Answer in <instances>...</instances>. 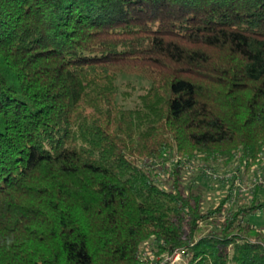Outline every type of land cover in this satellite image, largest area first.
<instances>
[{"label":"trees","instance_id":"16d2710c","mask_svg":"<svg viewBox=\"0 0 264 264\" xmlns=\"http://www.w3.org/2000/svg\"><path fill=\"white\" fill-rule=\"evenodd\" d=\"M197 155H264V0H0V264H264L261 187L204 210L158 183Z\"/></svg>","mask_w":264,"mask_h":264},{"label":"rangeland","instance_id":"374dc122","mask_svg":"<svg viewBox=\"0 0 264 264\" xmlns=\"http://www.w3.org/2000/svg\"><path fill=\"white\" fill-rule=\"evenodd\" d=\"M117 85V103L123 109L133 111L139 108V96L149 86V80L135 75L127 67V71L119 75ZM201 156H193L192 159L182 161L178 160L179 157H174L164 162V165L161 162L160 166H164V168H157L158 183L163 188H167L171 183L169 176L174 169L178 170L180 189L198 194L205 210L216 206L225 198L229 199L228 203L232 206L247 205L255 189L261 187L258 181H264V155L259 161L249 162L248 165H243L240 168H236L235 164L227 165L222 160L214 163L209 162L202 159ZM178 162L180 164L177 166ZM154 163L159 166L157 161ZM261 191L258 194L260 198L264 194L262 187ZM250 221L259 227H264V209L255 211L251 215ZM151 248L152 243H145L141 248L140 256L154 261L155 257ZM174 264H187V259L180 256Z\"/></svg>","mask_w":264,"mask_h":264},{"label":"built area","instance_id":"2783aa9c","mask_svg":"<svg viewBox=\"0 0 264 264\" xmlns=\"http://www.w3.org/2000/svg\"><path fill=\"white\" fill-rule=\"evenodd\" d=\"M258 182L261 185V187L264 189V181L259 180ZM182 254L183 253L181 252H176L171 256H164L162 260L161 259L159 260V263L160 264H164V263L174 264L177 261L178 257L183 256Z\"/></svg>","mask_w":264,"mask_h":264}]
</instances>
